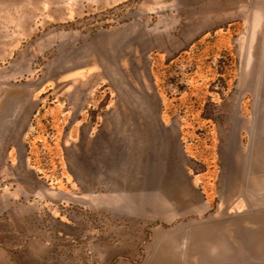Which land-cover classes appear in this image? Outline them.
I'll return each mask as SVG.
<instances>
[{"label":"rangeland","instance_id":"rangeland-1","mask_svg":"<svg viewBox=\"0 0 264 264\" xmlns=\"http://www.w3.org/2000/svg\"><path fill=\"white\" fill-rule=\"evenodd\" d=\"M7 98L0 264L264 257V0H0Z\"/></svg>","mask_w":264,"mask_h":264},{"label":"crops","instance_id":"crops-1","mask_svg":"<svg viewBox=\"0 0 264 264\" xmlns=\"http://www.w3.org/2000/svg\"><path fill=\"white\" fill-rule=\"evenodd\" d=\"M5 107L2 112H0V136L6 135V132H9L12 130V124L15 123V121L20 120L21 116V108L23 106V102L15 101L13 99H6ZM17 151V161L19 165H23L26 163V157L24 154L23 148L16 149ZM203 223L198 224L200 227L199 232L203 233L204 229L201 227ZM206 229V228H205ZM187 234L189 240L194 237L195 234H198L197 231H194L193 227L190 226L189 231L185 230L183 232V247L187 239ZM179 243V237L178 236H167V239L165 241V247H166V255L161 257H155L151 258L150 262L148 264H264V257L262 258H251V257H242L238 255V252L236 251H230V255H223L219 251L215 253V255H204V256H198L193 258H188L185 260L175 256V251L178 248L177 245ZM246 246V248H250L249 242L242 243ZM216 245H219V248H222L223 245H226V247L229 249L231 246H228L227 244H224L223 242H216ZM248 245V246H247Z\"/></svg>","mask_w":264,"mask_h":264}]
</instances>
